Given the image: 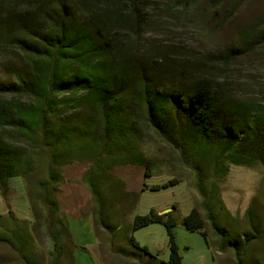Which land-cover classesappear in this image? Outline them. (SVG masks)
Wrapping results in <instances>:
<instances>
[{
  "label": "trees",
  "instance_id": "1",
  "mask_svg": "<svg viewBox=\"0 0 264 264\" xmlns=\"http://www.w3.org/2000/svg\"><path fill=\"white\" fill-rule=\"evenodd\" d=\"M137 2L6 0L0 11V50L14 58L3 63L0 76V195L7 199L10 179L30 177L39 158L45 159L47 175L37 184V196L45 207L43 225L51 242L48 264H66L67 258L74 264L68 221L56 199L63 169L90 162L84 179L96 221L113 237L116 227L105 219L101 188L110 186L115 166L143 165L149 176L151 162L139 151L147 129L176 150L194 173L206 220L218 238L216 250L230 249L235 264H244L248 247L264 243V177L263 200L248 207L249 230L239 235L220 224L229 214L217 182L230 165L264 167V107L230 95L221 83L188 66L167 65L163 54L153 58L123 47L120 22L126 12L135 16ZM8 216L13 228L0 234V244L24 264H40L31 257L32 247L12 211ZM151 224L166 231L167 261L133 237L130 249L113 244L112 251L138 264H183L172 211L135 216L131 230ZM182 224L212 247L197 209Z\"/></svg>",
  "mask_w": 264,
  "mask_h": 264
},
{
  "label": "rangeland",
  "instance_id": "2",
  "mask_svg": "<svg viewBox=\"0 0 264 264\" xmlns=\"http://www.w3.org/2000/svg\"><path fill=\"white\" fill-rule=\"evenodd\" d=\"M5 3L6 0H0V11ZM137 6L135 16L129 17L127 12L122 16L120 26L124 34L119 37L123 47L153 58L163 54L167 65L178 69L188 66V70L221 83L230 95L264 107V0H138ZM13 58L14 55L0 50V76L3 63ZM139 151L151 162L148 177L143 165L115 166L109 172L110 186L101 188L107 222L119 227L126 224L122 232L114 233L121 239L120 246L130 249L128 240L124 239V227L131 228L135 216L147 215L150 211L159 214L172 211L176 222L175 242L183 264H235L232 250H216L218 238L206 220L202 198L195 187V175L181 163L177 151L147 129ZM81 162L90 163L86 160L77 163ZM46 163L39 158L34 174L10 179L7 199L0 195V214L5 212L0 216V234L13 228L8 216L10 210L19 221V232L32 247L31 257L40 264L49 263L52 251L43 225L45 207L37 196V184L47 175ZM121 177L130 187L140 186L138 194L126 192ZM263 177L262 166H228L224 178L217 182L219 198L229 214V218L220 219L223 227L238 235L249 230L246 211L261 204ZM84 178L83 175L81 182L86 184ZM174 181L176 184L164 189H149ZM145 186L149 190L141 192ZM28 207L32 217L29 220L23 218L27 217ZM192 209H197L203 219L212 247L205 244L199 233L184 228L182 220ZM96 212L94 208V220ZM131 231L129 238L132 236L140 247L157 254L160 260L168 259L167 235L162 225L151 224ZM65 263L70 264V259H65ZM0 264L24 263L9 247L0 244ZM244 264H264L263 242H254L248 247Z\"/></svg>",
  "mask_w": 264,
  "mask_h": 264
},
{
  "label": "crops",
  "instance_id": "3",
  "mask_svg": "<svg viewBox=\"0 0 264 264\" xmlns=\"http://www.w3.org/2000/svg\"><path fill=\"white\" fill-rule=\"evenodd\" d=\"M89 167L90 163L88 162L74 163L66 166L64 170L65 181L59 187V192L56 196L58 205L68 221L74 244L71 249L74 264H138L135 260L126 259L115 254L112 251V245L120 246L119 240L121 239H118L114 234L112 237L110 233L100 227V225H97L98 223L96 224L97 221L94 220L95 215L93 213L94 208L96 210V206L93 204L94 200L86 184L81 182L84 173ZM121 178L125 181L126 192L138 194L140 186L139 188L130 187L125 178ZM149 189L145 186V188L141 189V192ZM164 211H167V209ZM3 215H5V212L0 214V216ZM23 218L27 220L32 218L29 207L27 208V217ZM123 225L126 226L125 223ZM123 225L120 227L113 225L116 227L114 233L122 232ZM124 229L126 232L124 233V239L128 240V233L131 228L127 226Z\"/></svg>",
  "mask_w": 264,
  "mask_h": 264
}]
</instances>
